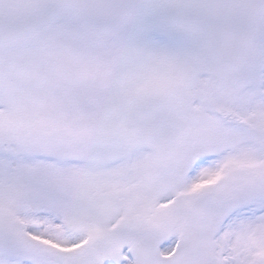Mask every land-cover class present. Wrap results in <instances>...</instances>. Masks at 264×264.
<instances>
[{
    "label": "snow or ice",
    "instance_id": "6c2138e0",
    "mask_svg": "<svg viewBox=\"0 0 264 264\" xmlns=\"http://www.w3.org/2000/svg\"><path fill=\"white\" fill-rule=\"evenodd\" d=\"M0 264H264V0H0Z\"/></svg>",
    "mask_w": 264,
    "mask_h": 264
}]
</instances>
